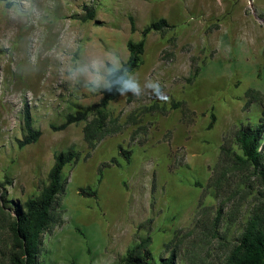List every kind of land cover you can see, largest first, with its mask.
<instances>
[{"label":"rangeland","instance_id":"obj_1","mask_svg":"<svg viewBox=\"0 0 264 264\" xmlns=\"http://www.w3.org/2000/svg\"><path fill=\"white\" fill-rule=\"evenodd\" d=\"M160 19L169 28L147 37L136 89L109 105L116 132L90 149L85 122L55 130L100 101L110 66ZM25 106L42 135L21 148ZM263 114L264 0H0V193L24 203L57 154L81 155L37 264H118L148 236L156 259L223 264L264 212V181L239 167L220 179L221 147Z\"/></svg>","mask_w":264,"mask_h":264},{"label":"trees","instance_id":"obj_2","mask_svg":"<svg viewBox=\"0 0 264 264\" xmlns=\"http://www.w3.org/2000/svg\"><path fill=\"white\" fill-rule=\"evenodd\" d=\"M95 17L96 12L89 9L84 20L92 21ZM132 27L135 30L134 20ZM167 28L169 24L165 19L145 26L141 31L140 41L127 43L128 58L121 67L110 66L100 101L75 113H69L62 125L53 128L60 131L72 124L85 122L84 139L90 149H94L106 136L116 132L109 127L110 123H114L110 118L109 105L122 96L131 74L142 64L147 37ZM23 120L24 137L19 141L21 148L38 142L42 135L34 127L28 106L24 108ZM121 154L127 160L130 159L131 152L121 149ZM80 156L75 150L57 154L47 183L37 195L24 203L8 200L5 194L0 193V264H37L42 252L43 234L51 231L56 209L60 205V196L64 190L63 170L68 164L77 163ZM232 167L252 170L264 181V114L259 123L242 125L225 139L221 147L217 176L220 179L226 177ZM79 194L85 197L97 195L96 191L90 189H81ZM152 241L151 236L141 240L127 251L118 264H176V251L169 257L156 259L151 250ZM223 264H264L263 211L256 212L248 220Z\"/></svg>","mask_w":264,"mask_h":264},{"label":"clouds","instance_id":"obj_3","mask_svg":"<svg viewBox=\"0 0 264 264\" xmlns=\"http://www.w3.org/2000/svg\"><path fill=\"white\" fill-rule=\"evenodd\" d=\"M127 86H128L129 88L133 89V90L136 89V85H135V83H133V82H131V81L127 82ZM156 94H159V91H157Z\"/></svg>","mask_w":264,"mask_h":264}]
</instances>
